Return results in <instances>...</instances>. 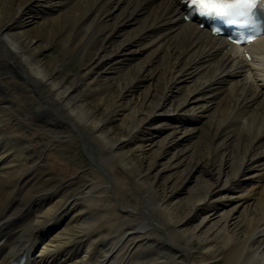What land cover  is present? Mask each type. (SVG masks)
Segmentation results:
<instances>
[{
    "label": "bare ground",
    "instance_id": "obj_1",
    "mask_svg": "<svg viewBox=\"0 0 264 264\" xmlns=\"http://www.w3.org/2000/svg\"><path fill=\"white\" fill-rule=\"evenodd\" d=\"M229 46L178 0H0V264H264L263 72Z\"/></svg>",
    "mask_w": 264,
    "mask_h": 264
},
{
    "label": "snow or ice",
    "instance_id": "obj_2",
    "mask_svg": "<svg viewBox=\"0 0 264 264\" xmlns=\"http://www.w3.org/2000/svg\"><path fill=\"white\" fill-rule=\"evenodd\" d=\"M256 3L257 0H185V7L202 17H212L243 26V18ZM254 38L255 36H249L248 42Z\"/></svg>",
    "mask_w": 264,
    "mask_h": 264
},
{
    "label": "rangeland",
    "instance_id": "obj_3",
    "mask_svg": "<svg viewBox=\"0 0 264 264\" xmlns=\"http://www.w3.org/2000/svg\"><path fill=\"white\" fill-rule=\"evenodd\" d=\"M57 49H54L53 50V52L52 53H54V54H56L57 53ZM80 69V63L78 62V61H74L69 67H68V70L69 71H78ZM202 126H208L207 125V123L205 122V123H202L201 124ZM200 125V126H201ZM70 152H74V150H70ZM256 187H258V184H256L255 182H249V183H247L245 186H244V189H243V194H245V193H247V191H250V190H252V189H254V188H256ZM240 215H242V213L240 214Z\"/></svg>",
    "mask_w": 264,
    "mask_h": 264
}]
</instances>
